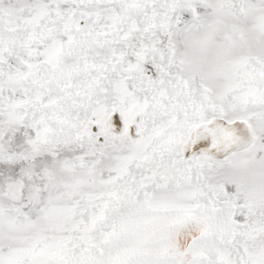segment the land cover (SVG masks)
I'll return each mask as SVG.
<instances>
[{
  "label": "snow or ice",
  "instance_id": "1",
  "mask_svg": "<svg viewBox=\"0 0 264 264\" xmlns=\"http://www.w3.org/2000/svg\"><path fill=\"white\" fill-rule=\"evenodd\" d=\"M0 264H264V0H0Z\"/></svg>",
  "mask_w": 264,
  "mask_h": 264
}]
</instances>
